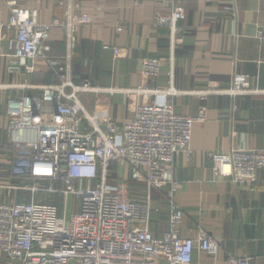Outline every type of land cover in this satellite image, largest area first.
Wrapping results in <instances>:
<instances>
[{
  "label": "built area",
  "instance_id": "built-area-1",
  "mask_svg": "<svg viewBox=\"0 0 264 264\" xmlns=\"http://www.w3.org/2000/svg\"><path fill=\"white\" fill-rule=\"evenodd\" d=\"M9 16L0 22V57L25 67L27 61L44 59L56 68L58 84L41 85L37 97L21 95L6 101V137L14 153L10 161L13 183L0 185V252L19 264H190L193 250L217 255L219 243L198 231L194 238H182L183 212L174 201L179 182L173 178L172 165L182 155L190 158L191 130L202 122L205 109L194 117L178 115L166 101L148 103L149 98L172 96V89L157 90L143 86L133 89H103L87 80L73 82L72 63L77 48L74 17L79 9L67 0L66 18L49 25L39 23L35 11L18 8L4 0ZM168 9L156 14L159 26L170 30L171 63L175 37L182 31L177 22L185 13L176 0H167ZM226 10H229L227 8ZM15 30L6 38L2 29ZM61 31L64 52L49 57L47 42L52 30ZM118 32L121 28L117 29ZM115 57L121 51L103 46ZM31 74L32 67L25 68ZM162 66L158 59H143L140 75L157 79ZM241 96L250 93L248 78L235 74L226 90L195 92ZM122 94L141 97L142 103L131 120L118 125L101 106L91 113L81 96ZM212 173L231 184L253 190L264 172V150L235 149L214 154ZM126 165L130 180L143 182L146 201H134L126 181L108 183L111 165ZM63 188H59L58 185ZM168 188V230L161 239L149 230L151 209L149 192ZM28 192L18 201L15 192ZM39 194L63 196V211L58 216L53 203H39ZM226 264H250L246 257H229Z\"/></svg>",
  "mask_w": 264,
  "mask_h": 264
},
{
  "label": "crops",
  "instance_id": "crops-1",
  "mask_svg": "<svg viewBox=\"0 0 264 264\" xmlns=\"http://www.w3.org/2000/svg\"><path fill=\"white\" fill-rule=\"evenodd\" d=\"M22 10L35 11L39 23L49 25L65 20L67 0H13ZM185 18L177 22L182 30L175 37L171 63L170 30L159 26L156 14L167 12V0H75L79 9L74 17L77 48L72 63L73 82L87 80L103 89H172L166 98L151 97L148 103L166 101L174 112L194 117L205 109L202 122L191 130L190 158L179 155L172 165L179 182L174 201L183 212L182 238H194L202 231L219 243V251L209 256L193 250L190 264H226L229 257L249 258L250 264H264V172L253 190L231 184L212 173L214 154L235 149L264 150V0H176ZM229 8V10H226ZM8 7L0 0V22L7 23ZM121 28L118 32L117 29ZM6 38L15 30L5 26ZM49 57L64 52L60 30H52L47 42ZM121 51L115 57L111 50ZM158 59L162 66L157 79L140 75L143 59ZM25 67L0 57V185L13 183L10 161L14 150L7 142L6 101L21 95L37 97L41 85L58 84L56 68L44 59L29 60ZM32 67L31 74L26 72ZM248 78L250 93L229 97L195 92L226 90L233 75ZM88 102L91 113L101 106L118 125L132 119L141 97L122 94L102 95ZM91 104V105H89ZM126 181L130 197L146 201L143 182L130 180L128 166L113 164L108 183ZM149 230L161 239L168 230V188L149 192ZM0 264H19L0 252ZM156 264H167L158 259Z\"/></svg>",
  "mask_w": 264,
  "mask_h": 264
},
{
  "label": "rangeland",
  "instance_id": "rangeland-1",
  "mask_svg": "<svg viewBox=\"0 0 264 264\" xmlns=\"http://www.w3.org/2000/svg\"><path fill=\"white\" fill-rule=\"evenodd\" d=\"M94 99V96L93 95H90V101L92 102V100ZM82 101L85 103V100L82 99ZM91 105V104H89ZM59 188H63L62 185H58ZM15 197L17 198L18 201L20 200H23V199H27L29 197V194L28 192H21V191H18V192H15ZM47 196V195H46ZM45 195L43 194H39L36 196V200L38 201V199L40 198H44ZM53 197V196H51ZM39 202V201H38ZM56 207H57V212H58V216H61L62 214V211H63V196L62 195H58L56 196Z\"/></svg>",
  "mask_w": 264,
  "mask_h": 264
},
{
  "label": "trees",
  "instance_id": "trees-1",
  "mask_svg": "<svg viewBox=\"0 0 264 264\" xmlns=\"http://www.w3.org/2000/svg\"><path fill=\"white\" fill-rule=\"evenodd\" d=\"M130 190V187H129ZM131 191V190H130ZM18 198V197H17ZM131 198V197H130ZM132 199V198H131ZM134 201H136L135 199H133ZM39 203H53L54 205H56V197H51V196H46L44 198H40L38 199ZM37 201V202H38Z\"/></svg>",
  "mask_w": 264,
  "mask_h": 264
},
{
  "label": "water",
  "instance_id": "water-1",
  "mask_svg": "<svg viewBox=\"0 0 264 264\" xmlns=\"http://www.w3.org/2000/svg\"><path fill=\"white\" fill-rule=\"evenodd\" d=\"M27 63H30V61H27Z\"/></svg>",
  "mask_w": 264,
  "mask_h": 264
}]
</instances>
